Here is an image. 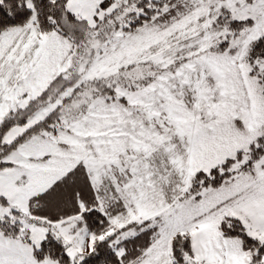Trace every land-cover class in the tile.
I'll return each instance as SVG.
<instances>
[{
  "label": "snow or ice",
  "instance_id": "1",
  "mask_svg": "<svg viewBox=\"0 0 264 264\" xmlns=\"http://www.w3.org/2000/svg\"><path fill=\"white\" fill-rule=\"evenodd\" d=\"M0 264H264V0H0Z\"/></svg>",
  "mask_w": 264,
  "mask_h": 264
}]
</instances>
